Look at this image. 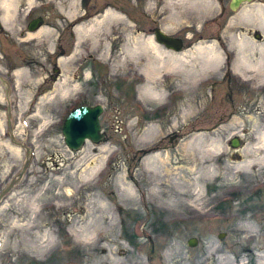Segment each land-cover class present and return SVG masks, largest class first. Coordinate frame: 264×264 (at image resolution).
<instances>
[{"label":"rangeland","instance_id":"obj_1","mask_svg":"<svg viewBox=\"0 0 264 264\" xmlns=\"http://www.w3.org/2000/svg\"><path fill=\"white\" fill-rule=\"evenodd\" d=\"M229 1L213 0L219 18L189 7L175 25L166 10L145 12L144 0H9V17L0 13V264H264V78L252 67L244 76L233 71L238 40L251 46L254 65L264 31L259 24L232 31L226 21L241 10L264 14V0L236 13ZM71 2L81 14L118 7L144 36L154 39L158 29L181 40L182 52L214 43L221 66L192 86L181 88L177 76L162 104H143L141 77L111 76L87 46L73 57L74 26L60 8L68 11ZM38 18L41 33H29ZM24 74L28 81L19 85ZM71 86L76 91L60 100ZM95 105L103 108L105 139L68 150L65 118ZM198 143L211 150L203 164L209 175L196 191L201 211L175 205L192 201L193 186L170 201L171 212L145 200L152 176L143 162L159 152L179 167L181 148ZM191 157H199L197 150ZM184 167L185 179L194 180L199 168Z\"/></svg>","mask_w":264,"mask_h":264},{"label":"bare ground","instance_id":"obj_2","mask_svg":"<svg viewBox=\"0 0 264 264\" xmlns=\"http://www.w3.org/2000/svg\"><path fill=\"white\" fill-rule=\"evenodd\" d=\"M158 1L144 0L145 12L152 15L158 13V16H162L166 10L169 21L174 22L175 25L184 19L186 9L189 7H193L207 16L215 15L213 0H162L161 9L163 12L157 7ZM64 4H68V2H64ZM241 6L238 10L241 9ZM60 8L66 14L67 24L74 26L75 49L73 57H79L81 51L87 46L96 54L100 62L108 65L111 76H129L131 81H136L137 77H141L142 81L137 87V98L143 104H162L165 101V92L171 86V80L173 81L177 76H180L181 88L187 85L192 86L202 81L208 74L217 73L221 66L222 55L214 43L205 46L198 44L193 50L185 52L171 51V49L159 45L151 36H144L141 30H137L136 26L124 16L118 7L106 5L102 10L99 8L92 14H81L75 2L69 3L68 11L63 10V6ZM9 9V0H0V13L4 16L3 18L9 17ZM221 15L222 13L219 17ZM226 21L232 31L245 30L248 26L255 24H259V28L264 31V14L260 9L238 11L236 17H229ZM37 31H35L37 35L41 33L40 29ZM36 36L27 34V38ZM251 52L252 49L248 43L241 39L238 40L235 44L233 71L244 76L248 68L252 67L259 76L264 78V52L262 51L260 60L254 65L249 61ZM195 59H198L200 64H193ZM20 74L19 70H15L13 73L14 76ZM76 89V86H71L70 90L67 89L68 91L62 89L58 98L62 100L70 94V91H76ZM190 107L192 109L191 105ZM186 113V108L182 107L180 116L183 119ZM195 150L199 157H191V152ZM180 153L176 164H181V166L176 168L171 166L172 160L169 155L162 156L159 152L154 153L143 162V168L152 176L151 186L144 199L147 201L157 200L161 207L171 212L174 210L171 209L170 201L186 194L188 188L193 186L195 192L193 191L191 195L192 201H181L175 205L180 206L182 210L200 212L201 208H197L198 205L195 204L201 199V195L196 192L197 185L209 175V171L203 164L206 162L204 156L210 155L211 150L201 147L198 143L189 147L183 146ZM188 163L191 168H199L198 175L191 181L186 180L184 173L181 172L182 170L188 171L189 168L184 167ZM180 173L181 178L178 177ZM180 179L181 184L178 182ZM171 187L176 190H172ZM177 190L178 192H176ZM123 191L125 195L134 197L129 186H125ZM113 264L119 263L114 261Z\"/></svg>","mask_w":264,"mask_h":264},{"label":"water","instance_id":"obj_3","mask_svg":"<svg viewBox=\"0 0 264 264\" xmlns=\"http://www.w3.org/2000/svg\"><path fill=\"white\" fill-rule=\"evenodd\" d=\"M251 1L252 0H230L229 9L231 11H236L242 4L250 3ZM42 22L40 18L31 21L28 26V31H37L42 25ZM1 29L2 24L0 22V30ZM154 35L156 41L163 44L166 48L176 52L181 51L183 47L181 40L169 37L160 30H155ZM102 113L103 108L100 105H96L93 107L81 106L68 114L61 127L63 141L68 150L77 152L86 142H91L93 144L103 142L105 136L101 132V126L99 124V118ZM230 146L232 148H237L239 146V140L233 138L230 141ZM195 245V239H190L188 241L189 247H194Z\"/></svg>","mask_w":264,"mask_h":264},{"label":"flooded vegetation","instance_id":"obj_4","mask_svg":"<svg viewBox=\"0 0 264 264\" xmlns=\"http://www.w3.org/2000/svg\"><path fill=\"white\" fill-rule=\"evenodd\" d=\"M228 8H229V6H228ZM221 14V12H219L218 14H215L214 16H213V18H211V20L212 19H216V18H219V15ZM28 27V26H27ZM40 28H41V26H40ZM39 28V29H40ZM156 29H154V31H155ZM154 31H153V33H154ZM13 73H14V71L13 70H11V72H10V75L11 76H14L13 75ZM26 75V76H25ZM1 79V81L3 82V80H2V78H0ZM28 78H27V74H24L23 75V77L21 78V81H19V85H23V83H25V82H27L28 80H27ZM37 96H39V95H37Z\"/></svg>","mask_w":264,"mask_h":264}]
</instances>
